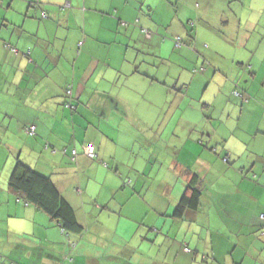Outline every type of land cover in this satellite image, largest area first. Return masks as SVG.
I'll return each instance as SVG.
<instances>
[{
    "label": "crops",
    "instance_id": "obj_1",
    "mask_svg": "<svg viewBox=\"0 0 264 264\" xmlns=\"http://www.w3.org/2000/svg\"><path fill=\"white\" fill-rule=\"evenodd\" d=\"M213 3L0 0V264H264V0ZM18 158L82 232L8 188Z\"/></svg>",
    "mask_w": 264,
    "mask_h": 264
},
{
    "label": "trees",
    "instance_id": "obj_2",
    "mask_svg": "<svg viewBox=\"0 0 264 264\" xmlns=\"http://www.w3.org/2000/svg\"><path fill=\"white\" fill-rule=\"evenodd\" d=\"M43 16L45 17L47 15L43 12ZM234 91L239 93L237 94L239 97H245L241 86L238 84H236ZM70 92L72 91L70 90ZM70 92L68 89L67 93L69 95H71ZM70 105V103L67 104V106ZM31 125H27L26 130L29 135L34 136L36 135V129L34 134L30 133L29 127ZM86 145L88 144L83 145L82 153L89 158L96 159L98 156L96 147L93 145L95 155L89 156L84 149ZM79 153L76 148L72 149L73 157H76ZM8 188L15 195L23 198L27 203L47 213L61 225L64 231L78 233L83 231V225L79 223L74 208L66 200L51 178L37 171L20 158L15 161L9 173ZM202 191V178L196 173H191L185 191L175 207L173 216L182 218L188 210L197 209L200 206Z\"/></svg>",
    "mask_w": 264,
    "mask_h": 264
},
{
    "label": "rangeland",
    "instance_id": "obj_3",
    "mask_svg": "<svg viewBox=\"0 0 264 264\" xmlns=\"http://www.w3.org/2000/svg\"><path fill=\"white\" fill-rule=\"evenodd\" d=\"M212 1H214V3L212 4V6H211V8H212V11L211 12H209L208 13V15H211V14H213L214 16H217V10L218 9H220V7L222 6V5H220L221 3H223L225 0H199V3L200 2H204V3H211ZM197 3V2H196ZM188 8H191V6L190 7H188ZM197 8H198V6H197ZM227 8H228V6L226 7V9H224L225 10V12H227ZM202 13L204 14V15H207L206 13H205V11L203 10V7H202ZM246 17V16H245ZM189 18L191 19V18H193L194 19V21H197L198 20V18L196 17V19H195V13L194 12H190L189 13ZM187 22V24H188V26L190 27V26H192L191 25V22L192 21H186ZM255 37V34H253V38ZM168 38H170V36L168 37ZM188 38V37H187ZM173 43H175V46H174V44ZM173 43H172V46H173V48H175V49H177L178 50V48H180L179 46H177L176 45V39L175 38H173ZM203 44V48L204 49H206L207 50V48H208V46H206L205 44H207V43H202ZM202 65H201V62H199V63H193V62H189L188 63V66H186L185 68H186V71H187V73H188V78H191V77H194V76H196V77H198L199 75H204V74H208L209 73V71H200L201 69H202V67H201ZM196 67V68H195ZM195 68V69H194ZM194 69V70H193ZM196 70H198L197 72H196ZM206 70V69H205ZM207 70H208V68H207ZM195 87H193L190 91L192 92V93H194L195 92V89H194ZM200 90V89H199ZM208 95V94H207ZM196 100H197V98L196 97H187L186 98V103L185 104H189V103H195L196 102ZM178 106H173L172 108H171V105L168 107V110L169 109H174V108H177ZM0 175H1V173H0ZM6 180V179H5ZM6 219V217L3 215V214H0V223H2V222H5L4 220ZM15 221H18V227H19V229H21L22 227H23V222H24V220L23 219H15V218H13L12 219V221L11 222H15Z\"/></svg>",
    "mask_w": 264,
    "mask_h": 264
},
{
    "label": "built area",
    "instance_id": "obj_4",
    "mask_svg": "<svg viewBox=\"0 0 264 264\" xmlns=\"http://www.w3.org/2000/svg\"><path fill=\"white\" fill-rule=\"evenodd\" d=\"M180 39H178L177 41H176V44L177 45H180ZM69 92H70V90H69ZM236 94H239L237 91L235 92ZM29 131H30V133H32V134H34V132H35V126L34 125H31L30 127H29ZM85 150H86V153L89 155V156H94L95 155V149H94V146L93 145H91V144H88V145H86L85 146V148H84ZM261 218H262V220H263V223H264V214H261ZM263 233H264V224H263Z\"/></svg>",
    "mask_w": 264,
    "mask_h": 264
}]
</instances>
